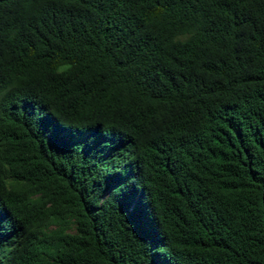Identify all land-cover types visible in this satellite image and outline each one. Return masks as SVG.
Wrapping results in <instances>:
<instances>
[{"label":"trees","instance_id":"16d2710c","mask_svg":"<svg viewBox=\"0 0 264 264\" xmlns=\"http://www.w3.org/2000/svg\"><path fill=\"white\" fill-rule=\"evenodd\" d=\"M0 264H264V0H0Z\"/></svg>","mask_w":264,"mask_h":264}]
</instances>
